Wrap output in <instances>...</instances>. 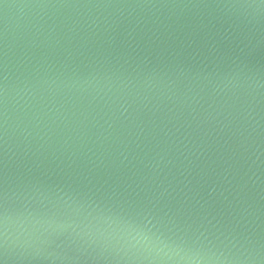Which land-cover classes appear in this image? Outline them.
Wrapping results in <instances>:
<instances>
[{"label": "water", "instance_id": "obj_1", "mask_svg": "<svg viewBox=\"0 0 264 264\" xmlns=\"http://www.w3.org/2000/svg\"><path fill=\"white\" fill-rule=\"evenodd\" d=\"M0 264H264V0H0Z\"/></svg>", "mask_w": 264, "mask_h": 264}]
</instances>
